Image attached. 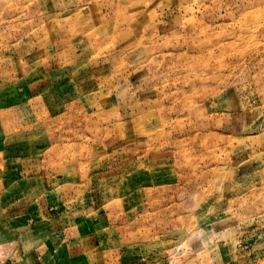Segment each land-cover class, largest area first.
Returning <instances> with one entry per match:
<instances>
[{
	"label": "rangeland",
	"instance_id": "obj_1",
	"mask_svg": "<svg viewBox=\"0 0 264 264\" xmlns=\"http://www.w3.org/2000/svg\"><path fill=\"white\" fill-rule=\"evenodd\" d=\"M13 209L47 264H264V0H0V264Z\"/></svg>",
	"mask_w": 264,
	"mask_h": 264
},
{
	"label": "crops",
	"instance_id": "obj_2",
	"mask_svg": "<svg viewBox=\"0 0 264 264\" xmlns=\"http://www.w3.org/2000/svg\"><path fill=\"white\" fill-rule=\"evenodd\" d=\"M22 174V178L23 179H26L24 181H28L29 178H32L33 175L32 174H27L25 171H23ZM11 175V174H10ZM41 174H39L38 177H40ZM37 177V178H38ZM36 178V179H37ZM9 179H10V183H18L20 180H17L18 177L16 175L10 177L9 176ZM17 180V181H16ZM46 206H45V203H44V206L43 208L41 206H38V210L42 211V209H44ZM14 211L11 212V214L9 215V218L10 219H16V218H20L22 219V225H17L14 227V229L18 228L19 230H23L25 226V229L24 230H27V235L25 237H19L16 242H19L23 245H20L17 251V249H14V252L13 253H9L8 254V257L7 259L5 258V261L2 263V264H47L46 260L44 259L43 261L40 260V257H36V248H32V245L30 243H28L26 241V237L28 236V239H29V233L31 232L30 228L31 226L33 227V225H29L28 222L26 221V219L28 218V216L30 215L29 213H26L24 210H19V209H13ZM24 211V213H23ZM47 213V212H46ZM14 214V216L12 215ZM42 215H43V219L41 222H43L44 219H47L48 220V217H47V214H45L43 211H42ZM22 216V217H21ZM26 221V223H25ZM31 227V228H32ZM21 228V229H20ZM30 244V246H29Z\"/></svg>",
	"mask_w": 264,
	"mask_h": 264
}]
</instances>
